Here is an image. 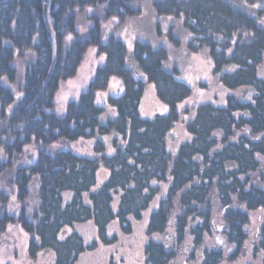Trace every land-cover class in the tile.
<instances>
[{"label":"trees","instance_id":"1","mask_svg":"<svg viewBox=\"0 0 264 264\" xmlns=\"http://www.w3.org/2000/svg\"><path fill=\"white\" fill-rule=\"evenodd\" d=\"M133 1L50 0L53 42L42 0L0 2V152L5 156L0 178L15 188L20 207L17 215L8 213L9 196L0 192V236L9 224H17L30 236V261L51 253L49 264H75L97 245L87 244L77 225L91 222L97 241L114 243L110 223L115 220L121 232L129 233L130 218L139 220L160 185L167 184L166 196L149 212L143 264H168L178 248L185 249L183 264H231L247 254L252 264L258 253L264 264V220L253 225L252 218L264 209V79L258 74L264 63V0H246L249 5L242 0H151L157 17L181 21L192 35L189 47L206 48L212 73L224 87L254 88L245 102L230 93L223 106L198 105L185 124L190 139L173 149L169 144L177 136L167 134L174 132L177 105L191 88L176 78L175 68H164L165 47L135 39L128 49L115 35L126 18L139 14ZM91 52L99 63L86 89L56 113L60 84L77 75ZM16 59L24 62L23 75L14 66ZM228 65L235 69L224 71ZM111 80L120 87L116 95L108 94ZM147 87L165 113L143 114ZM110 134L120 140H112L114 151L108 155L98 137ZM80 138L95 139L94 156L49 149L60 140ZM31 144L37 147L35 157L26 166L15 165ZM214 191L228 241L224 250L209 241ZM31 195L28 216L25 204ZM166 231L174 235L168 250L162 238H153ZM187 241L196 255L184 248Z\"/></svg>","mask_w":264,"mask_h":264},{"label":"rangeland","instance_id":"2","mask_svg":"<svg viewBox=\"0 0 264 264\" xmlns=\"http://www.w3.org/2000/svg\"><path fill=\"white\" fill-rule=\"evenodd\" d=\"M242 4L249 5L246 0H242ZM132 6L138 9L139 14L126 18L120 27L114 30L115 35L126 44L128 49H131L132 42L135 39L149 42L154 47H165L168 56L164 62V68L168 70L175 68L177 72L176 78L191 88L190 96L177 105L179 119L173 129L177 137L169 144L170 149H173L181 142L190 139V135L185 131V124L193 118L195 108L198 105L211 103L216 106H223L226 95L230 93L237 94L241 89L230 90L220 83L218 75L212 73V62L206 48H200L197 43H194L193 47H189V41L192 35L183 29L180 20L171 17H157L151 8V0H134ZM156 23L159 25L160 33L156 31ZM170 28H172V40L167 36ZM98 63L99 60L91 52L82 61L77 75L73 79L66 80L60 84L55 97L56 113H63L66 103L72 99H76L79 93L86 89L87 83L92 77ZM14 66L18 70L19 76L21 74L23 75L24 62L21 59H16ZM234 69V65H228L224 68V71L229 72ZM258 74L264 79V63L260 67ZM7 86L14 91L16 90L15 85L7 83ZM120 91L118 82L111 80L108 94L116 95ZM141 105L142 112L146 116H151L154 113H165L167 111L164 105L156 101L153 90L150 87H147ZM109 110H111V115L113 116V109L110 108ZM236 115H238V112H236ZM241 132L243 131L237 132V134ZM114 138H116L114 134L98 137L105 147V153L108 155L114 151L112 147V140ZM116 139L120 140V137ZM94 144L95 139L80 138L75 141L60 140L50 146L49 149L66 148L78 155L92 157L95 155ZM27 150L32 153L33 158L35 157L37 147L33 144L28 145L24 148V154L14 163L15 165L26 166L29 163L25 155ZM3 160L5 161V156L1 155L0 152V162ZM260 165L264 168L263 160ZM167 188V184L160 185L159 193L152 200L149 208L142 213L139 220L130 218L131 231L129 233L121 232L115 220L110 223L108 232L109 235L114 234L116 236L114 243L105 245L97 241L95 229L91 222L77 225L75 229L82 235L85 242L89 244L91 241H96L97 245L94 249L81 253L75 264H143V245L147 240L145 230L149 212L157 208L159 199L166 196ZM0 192L9 196L6 205L7 212L12 215H17L20 207L16 199L15 188L4 178H0ZM116 201L117 195L114 197V207ZM213 210V232L216 233L217 227L221 226L223 222L215 196L213 198ZM252 218L254 219L253 225L264 220V209L254 212ZM253 229V227H249L250 232ZM213 237L212 235L209 241H212ZM29 238L30 236L19 225L9 224L4 234L0 236V264H49L51 253L39 254L33 262L28 259L27 244ZM153 238L161 240L162 234L154 235ZM188 245H190V249ZM184 248L186 250H192L195 255L197 254V249L193 248L189 241L185 243ZM231 249L232 247L228 251H231ZM184 251L185 249L181 250L178 248L168 264H183L186 258ZM248 258V254L246 256L240 255L231 264H248ZM259 261L260 253L256 255L252 264H260ZM187 264L196 263L188 262Z\"/></svg>","mask_w":264,"mask_h":264},{"label":"water","instance_id":"3","mask_svg":"<svg viewBox=\"0 0 264 264\" xmlns=\"http://www.w3.org/2000/svg\"><path fill=\"white\" fill-rule=\"evenodd\" d=\"M4 0H0V2H2ZM43 1V12H44V18H45V21H46V24L48 26V34H49V37L51 39V41L53 42V32H52V29L50 27V24H49V21H48V15H47V10H48V6H49V3H50V0H42ZM254 91V88L253 86H247V87H244L240 90V92L235 96L238 100H240L241 102H245L251 95V93ZM245 113V112H244ZM246 130L248 131V128H246ZM167 136L171 139H174L177 134L173 131H170ZM26 157L29 159V160H32L33 156H32V153L27 150L26 151ZM264 170V168H263ZM34 181H35V178H33L31 184H30V192L32 193V186L34 184ZM212 195L214 197V192H212ZM32 200H33V196L31 195L30 196V199L26 202V209H27V213H28V216L30 214V206H31V203H32ZM217 232L215 233L213 239H212V244H213V247L215 249H218V250H224L227 246V236L226 234L222 233V226H218L217 227ZM174 239V235L172 234L171 231H166L162 234V242L165 244V249H169L170 246H171V241Z\"/></svg>","mask_w":264,"mask_h":264},{"label":"flooded vegetation","instance_id":"4","mask_svg":"<svg viewBox=\"0 0 264 264\" xmlns=\"http://www.w3.org/2000/svg\"><path fill=\"white\" fill-rule=\"evenodd\" d=\"M216 232H217V231H216ZM214 235H215V232H214ZM214 235H213V236H214Z\"/></svg>","mask_w":264,"mask_h":264}]
</instances>
